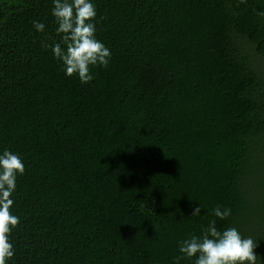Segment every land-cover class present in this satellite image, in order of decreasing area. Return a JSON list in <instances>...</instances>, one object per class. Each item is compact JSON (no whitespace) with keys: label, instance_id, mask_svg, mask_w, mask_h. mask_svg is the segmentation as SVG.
<instances>
[{"label":"trees","instance_id":"1","mask_svg":"<svg viewBox=\"0 0 264 264\" xmlns=\"http://www.w3.org/2000/svg\"><path fill=\"white\" fill-rule=\"evenodd\" d=\"M90 2L111 56L82 84L46 47L53 0H0L6 264H195L179 245L211 220L264 264V0Z\"/></svg>","mask_w":264,"mask_h":264},{"label":"clouds","instance_id":"2","mask_svg":"<svg viewBox=\"0 0 264 264\" xmlns=\"http://www.w3.org/2000/svg\"><path fill=\"white\" fill-rule=\"evenodd\" d=\"M52 15L61 42L46 47H51L54 58L62 62L66 76L78 75L82 84L90 82L93 79L90 66L107 67L111 56L110 50L95 38V6L90 0H53ZM259 15L264 16V13ZM33 26L38 32L44 30L43 23L34 22ZM24 171V164L17 154L8 150L0 154V264H6V260L14 255L9 234L20 220L10 212L14 203L10 197L16 188L17 176L23 175ZM200 212L198 205L191 216ZM212 215L224 220L231 215V209L222 210L217 206ZM256 247V241L242 238L236 228L220 231L216 220H211L200 236L193 235L180 243L181 255L176 260L196 257L195 264H257Z\"/></svg>","mask_w":264,"mask_h":264}]
</instances>
